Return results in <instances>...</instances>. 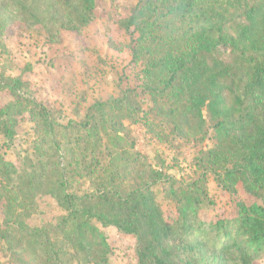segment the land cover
I'll use <instances>...</instances> for the list:
<instances>
[{"label": "trees", "instance_id": "16d2710c", "mask_svg": "<svg viewBox=\"0 0 264 264\" xmlns=\"http://www.w3.org/2000/svg\"><path fill=\"white\" fill-rule=\"evenodd\" d=\"M96 7V0H0V48L9 25H40L57 41L62 30L89 24ZM118 25L130 37L136 82L90 105L83 133L64 144L57 132L74 125L57 122L20 76L0 73V91L11 96L0 103V135L12 141L27 114L38 157L19 168L0 153V243L41 264H109L112 247L100 224L133 240L136 264H254L264 251V0H139ZM204 111L213 122L212 146L202 150L200 177L174 198L176 217L164 216L150 185L123 193L110 183L120 173L113 166L132 157L123 120L149 127L156 118L177 136L197 139L205 135ZM101 131L110 144L105 162ZM76 172H86L92 190H69ZM206 173L231 197L240 185L256 202L236 199L230 211L201 216L213 203L201 187ZM42 197L60 211L44 225L32 223Z\"/></svg>", "mask_w": 264, "mask_h": 264}, {"label": "rangeland", "instance_id": "374dc122", "mask_svg": "<svg viewBox=\"0 0 264 264\" xmlns=\"http://www.w3.org/2000/svg\"><path fill=\"white\" fill-rule=\"evenodd\" d=\"M138 1L96 0L94 19L79 32L62 30L57 41H50L40 25L25 28L12 24L2 36L4 47L0 48V73L11 77L20 76L29 83L35 99L49 108L57 122L74 125L65 133L64 128L57 132V139L62 144L67 138L73 139L83 133L81 122L90 105L117 96L120 87L126 84H135L139 66L131 62L127 47L130 37L118 25V19ZM218 53L224 60L232 61L227 47L220 46ZM10 100L8 92L1 90L0 103L6 104ZM141 105L147 109L150 102L144 98ZM203 113L205 135L197 139L177 136L170 132L169 126L156 118L150 117L154 124L149 127L142 122L123 120L126 128L120 134L129 152L130 145H133L130 152L132 157L120 159L113 166V173H120L114 175L110 183L119 187L123 193L150 185L164 216L176 217L178 203L174 198L190 182L200 177L205 163L202 150L212 146L213 122L206 111ZM106 132L111 133L109 128ZM100 133L103 138L100 156L105 162L110 144L106 133ZM35 139L34 123L28 119L27 114H22L12 141L0 135V153L17 167H26L38 158L33 148ZM62 161L63 158L60 162L64 164ZM126 164L129 167H125ZM69 185V190L78 194L92 190L86 172H76L69 179ZM201 187H205L207 193L205 202H213L202 207L200 215L205 218L224 210H232L236 199L249 204L256 202L240 185L237 197H231L213 179L212 173H206V181ZM47 198L40 199L37 211L32 215V223L44 225L55 221L60 211L53 199ZM2 216L0 211V219ZM97 226L108 237L112 247L109 264H136L131 238L124 236L115 227ZM35 260L29 252L14 253L0 243V264H41ZM74 260L71 264H85L79 259ZM254 264H264V251Z\"/></svg>", "mask_w": 264, "mask_h": 264}]
</instances>
